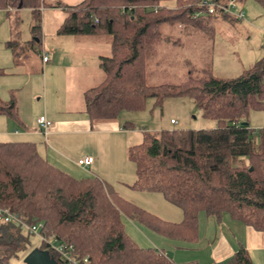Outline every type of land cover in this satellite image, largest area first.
Returning a JSON list of instances; mask_svg holds the SVG:
<instances>
[{"label": "trees", "instance_id": "trees-1", "mask_svg": "<svg viewBox=\"0 0 264 264\" xmlns=\"http://www.w3.org/2000/svg\"><path fill=\"white\" fill-rule=\"evenodd\" d=\"M197 1L81 0L68 6L44 0H0V11L27 9L35 17L32 30L40 29V8L47 5L65 10L58 35H110L109 55L98 60L102 80L82 91L89 120L140 111L147 99L159 106L166 98L186 97L204 118L217 122L212 129L143 132L138 144L126 148L134 169V180L127 187L158 193L180 210L177 223L138 208L95 177H72L41 157L30 142L0 143V208L23 223L41 222V233L71 245L73 257H86L84 264H174L155 247L137 245L126 233L122 217L155 233L193 242L199 212L217 221L225 214L261 233L264 245V126L252 129L247 122L249 110L264 109V62L257 61L232 78L216 77L208 67H190L180 82H144L146 61L158 55L161 23L209 29L216 14H204ZM253 1L264 10V0ZM193 13L197 17L191 18ZM33 42L29 41L30 48ZM4 44L14 51L17 41ZM0 115L18 120L11 94L0 98ZM122 127L132 125L122 122ZM29 236L33 235L20 225L0 221V264H10L14 258L23 264L34 247ZM37 247L61 264L44 243ZM222 264L252 262L240 246Z\"/></svg>", "mask_w": 264, "mask_h": 264}, {"label": "crops", "instance_id": "crops-1", "mask_svg": "<svg viewBox=\"0 0 264 264\" xmlns=\"http://www.w3.org/2000/svg\"><path fill=\"white\" fill-rule=\"evenodd\" d=\"M60 1L57 4L68 6H74L81 2V0ZM49 8L65 13L61 6H50ZM42 10L41 7L40 12ZM54 12L55 27L62 15L57 14L56 11ZM228 17H230V21L234 19L232 16L224 18L227 19ZM48 18L43 13L41 26L43 29V43L42 47L38 49L40 59L42 55L46 54V60H40V72L38 73L44 82V99L42 103L37 102L38 97L36 101L34 100V97L38 95L31 90L33 73L25 68L26 51L24 54L20 53L24 48L29 47V41H20L18 34L15 35L14 33L13 39H6L1 45L0 98L8 99L11 94L17 109L18 120L0 115V143L30 142L41 157L72 177H77V170H83L76 165V160L84 156L91 157L93 161L89 168L83 171L89 173H91L90 171H93L92 173L97 172V170L102 171V164L100 163L104 160L107 162L113 160L114 153L111 151L117 153L119 149L121 150V140H127L128 134H131L132 130L122 127L123 118L121 119L120 116L112 119L89 120L84 109L73 108L67 103L63 106L60 104L59 109L53 110L51 106L56 92L52 86L57 88L61 85L62 91L68 96V99L77 104V96H82V91L87 87H91L84 86V83L91 79L97 80L101 76L102 72L98 67V60L101 56L109 55L111 37L104 33L58 35L55 30L45 35L44 26L49 22H47ZM10 40L17 41L14 51H11L4 44V42ZM35 41L32 46L38 43L37 39ZM19 48L21 50H18ZM17 67L20 69H17ZM32 72H35V70ZM47 79L51 85L49 95L45 90ZM61 110H68V114H57V111L61 112ZM41 115L50 122V126L45 133L39 130L36 123V119ZM46 136H48L51 144H47ZM76 140L82 142L80 146L78 141L76 143L80 150L70 153L68 143L70 141L76 142ZM114 140L118 144L113 143ZM98 158H100V163L97 162ZM91 167L92 170H90ZM129 192L135 194L137 199H140L139 196H141L145 199L157 200L156 194L158 193L135 191L131 188H129ZM122 198L158 217L149 208L141 207L140 205H143V202L140 204L138 200L136 201L125 194H122ZM163 204L165 203H160V206L172 213L174 219L158 218L170 223L179 222L182 218L180 210L177 208L179 210V215H177L175 211L167 207L168 205ZM128 226L130 230L133 229L130 223ZM151 235L153 240L157 241V244L153 241L156 245L161 244L158 247L151 242L152 245H155V249L164 253L174 264H222L240 246L246 249L252 264H256V260L259 264H264V245L261 233L230 219L225 214L217 221L212 216H206L199 212L197 215V237L193 242L164 237L153 231H151ZM162 247H166L167 253L164 252Z\"/></svg>", "mask_w": 264, "mask_h": 264}, {"label": "rangeland", "instance_id": "rangeland-1", "mask_svg": "<svg viewBox=\"0 0 264 264\" xmlns=\"http://www.w3.org/2000/svg\"><path fill=\"white\" fill-rule=\"evenodd\" d=\"M59 1L60 0H44L46 4L50 3L52 5L57 4ZM234 2L236 7H230L229 12L235 13L241 10L243 12V18L239 20L236 19L237 21L234 19L230 21V17L226 19L216 14L215 17L212 18L209 29L206 32L191 29L190 27H180L174 22L161 23L158 27L161 34V39L157 46L158 55L154 59L146 61L144 74L145 84L156 85L163 82H180L183 80L184 74L190 67H208L211 69V74L216 77L232 78L239 75L245 69L250 68L255 62H264V10L253 0H244L242 2L234 0ZM42 9L46 12L43 10L40 12V29L35 28L34 30H32L31 27L34 26L35 17H33L27 9H18L15 12L10 11L8 13L2 10L0 11V50L3 41L6 39H13V34L15 32H19V39L23 42L30 41L31 39L34 41L39 39L38 43L34 44L33 48L29 46L20 51V53L22 52L23 54L26 51L25 68H28V70L33 73L31 90L33 93H37L38 96H35L34 100L36 101L38 97V103H42L44 99V82L43 79L40 78V75H38L40 72L41 60L38 49L42 47L43 43V29L41 28L43 13L46 17H49L47 19V22H49L44 26L45 35L52 33L53 30L56 32L66 15L63 11L52 10V8H49L47 5H44ZM54 11L62 15V18L57 21L59 23H56L57 25H55V27ZM15 20H18L16 27L14 26ZM18 50H21V48ZM17 69L20 68L17 67ZM34 70L35 72H32ZM34 73L37 74L34 75ZM87 77L88 79L90 78L89 75ZM101 80L102 74L97 80L91 79L85 82L84 86H94ZM50 87L51 85L47 79L45 90L48 95L51 93ZM52 88L56 92L54 97L52 96L54 102L51 108L53 110L59 109L65 103L73 108L77 107L84 109L82 96H77V104H74L68 99V96L63 93L61 85L57 88L52 86ZM67 111L68 110H61V112L57 111V114H68ZM119 116L121 119L123 118V122H129L132 125L130 128L132 131L131 134H128V139L121 140V150L119 149L117 153L111 151L114 153V156L113 160L110 162L104 160V162L100 163V158L97 159V162L102 164V171H98L96 168L97 172L94 173H92L93 171L89 173L87 171L77 170L78 175L74 178L82 179L86 177H95L111 186L120 197H122V194H125L136 201L138 200L140 204L143 202V205L140 206L149 208L157 214L158 217L174 219L172 213L160 206V203L168 205L167 207L175 211L177 215H179V210L175 206L167 203L159 194H156L157 200L145 199L141 196H139L140 199H137L135 194L129 192L127 185L134 180V169L133 164L126 158V148L128 145L132 146L138 144L142 139L143 132L154 133L169 129H212L217 126V122L212 119L204 118L201 115V111L193 104L192 100L186 97L166 98L159 106L154 105L151 99H147L142 110L136 112L122 111ZM170 119L173 120L172 123ZM247 122L252 129L263 127L264 109L249 110ZM77 141L80 146L82 144L81 140H76V142L70 141L68 143L70 145V153L80 150V147L76 145ZM46 142L47 144H51L49 143L48 136H46ZM113 143L118 144L116 140H114ZM90 170H92V167ZM132 195L134 197H131ZM133 205L138 207L136 204ZM122 222L125 226L126 233L137 245L142 247H155L157 241L153 240L151 230L125 217H122ZM129 223L133 228L131 230L128 226ZM153 241L156 242V244ZM29 242L34 247L39 245V241L35 236H29ZM151 242L155 245H152ZM164 242L165 240L163 243ZM149 243L151 244L149 245ZM160 246L161 244H159L158 247ZM162 249L167 253L166 247H162ZM10 264H21V260L15 258L11 259ZM256 264H259L258 260H256Z\"/></svg>", "mask_w": 264, "mask_h": 264}, {"label": "built area", "instance_id": "built-area-1", "mask_svg": "<svg viewBox=\"0 0 264 264\" xmlns=\"http://www.w3.org/2000/svg\"><path fill=\"white\" fill-rule=\"evenodd\" d=\"M196 5L202 9L204 14H223L227 16H232L234 19H242L243 12L241 10L236 11L235 13H230V7H236L234 0H229L226 4H221L215 0H198ZM197 17V13H193L191 18ZM42 61L46 60V54L42 55ZM170 122H173L170 120ZM37 126L42 133H45L47 128L50 126V122L44 117L39 116L36 119ZM92 158L89 156H84L76 160V165L83 169H87L92 163ZM0 221L3 222H14L23 229L24 232L35 236L39 242L44 243L48 249L55 253L61 264H84L86 262V257L78 259L73 257L71 254V245H66L62 242H59L53 239L52 236L46 237L41 233L42 224L41 222L35 224H26L23 223L14 213L9 212L7 209L0 208Z\"/></svg>", "mask_w": 264, "mask_h": 264}, {"label": "water", "instance_id": "water-1", "mask_svg": "<svg viewBox=\"0 0 264 264\" xmlns=\"http://www.w3.org/2000/svg\"><path fill=\"white\" fill-rule=\"evenodd\" d=\"M23 264H57L48 251L33 247L22 259Z\"/></svg>", "mask_w": 264, "mask_h": 264}]
</instances>
